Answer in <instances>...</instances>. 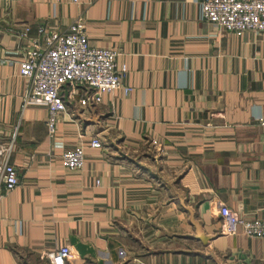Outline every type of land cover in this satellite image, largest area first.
Returning <instances> with one entry per match:
<instances>
[{
  "label": "crops",
  "instance_id": "0c3cea01",
  "mask_svg": "<svg viewBox=\"0 0 264 264\" xmlns=\"http://www.w3.org/2000/svg\"><path fill=\"white\" fill-rule=\"evenodd\" d=\"M199 1L0 0V143L19 179L0 198V264H51L65 243L66 264H264V237L220 232L217 212L264 217V32L218 27ZM78 15L127 70L50 134L45 104L21 106L18 60L39 25ZM80 143L83 167H64Z\"/></svg>",
  "mask_w": 264,
  "mask_h": 264
},
{
  "label": "built area",
  "instance_id": "2783aa9c",
  "mask_svg": "<svg viewBox=\"0 0 264 264\" xmlns=\"http://www.w3.org/2000/svg\"><path fill=\"white\" fill-rule=\"evenodd\" d=\"M200 14L206 21L225 30L264 32V0H200ZM82 16L78 15L64 30L38 26L39 37L32 39L18 60L19 73L26 79L21 106L42 103L47 108L48 133L56 129L60 112L69 103L81 106L99 103L105 92L121 86L126 64H116V51L108 46L90 44ZM28 27H26L27 29ZM24 34V32H23ZM82 87V91H78ZM124 91L128 86H122ZM259 121L264 123V118ZM88 145L102 146L98 136H92ZM85 144L66 148L60 163L68 169H80L85 161ZM13 139L0 143V198L19 181L16 167L10 157ZM219 230L234 233L237 229L246 236L264 237V217L244 216L217 201ZM51 264H66L73 257L65 243L46 253Z\"/></svg>",
  "mask_w": 264,
  "mask_h": 264
}]
</instances>
